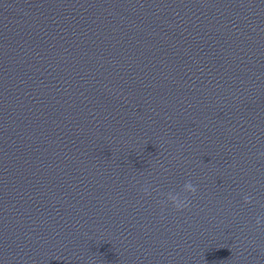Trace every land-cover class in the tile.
I'll list each match as a JSON object with an SVG mask.
<instances>
[{
  "label": "clouds",
  "instance_id": "clouds-1",
  "mask_svg": "<svg viewBox=\"0 0 264 264\" xmlns=\"http://www.w3.org/2000/svg\"><path fill=\"white\" fill-rule=\"evenodd\" d=\"M143 192L145 195H149V188L146 186L143 188ZM197 192V187L193 185L191 181H186L183 185L182 192H168L166 200L160 201L162 205H167L170 203L172 207L177 210L181 211L183 209H186L190 206L191 201L189 199V195L185 194H190V195H195ZM245 203H250L251 202V197L248 195H245L244 197ZM256 224L259 226L261 224V218L257 217L256 219Z\"/></svg>",
  "mask_w": 264,
  "mask_h": 264
}]
</instances>
